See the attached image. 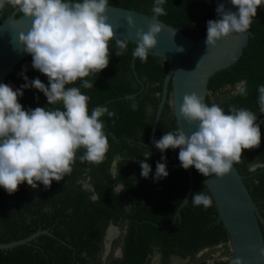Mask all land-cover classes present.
<instances>
[{"label": "trees", "instance_id": "trees-1", "mask_svg": "<svg viewBox=\"0 0 264 264\" xmlns=\"http://www.w3.org/2000/svg\"><path fill=\"white\" fill-rule=\"evenodd\" d=\"M154 2L109 0V5L150 15ZM162 7L167 14L158 18L192 39L205 36L207 22L213 20L214 0H165ZM13 10L6 6L2 15L7 17ZM19 15L18 11L16 16ZM250 31L251 36L237 61L210 77L205 104H216L225 113L235 106L256 114L261 143L257 148L244 150L240 162L234 166L245 177L244 185L264 217V113L260 112L257 91L264 85V4L258 8ZM135 47L129 43L127 51L119 57L115 55V40L110 41L108 67L86 78L94 79L93 88H81L82 94L90 98L89 115L101 106L115 113L111 118L107 114L100 118L109 143L104 159L99 163L81 162L79 156L84 149H80L72 172L60 182L53 181L47 189L40 183L32 189L25 182L9 195L0 187V243L24 239L41 230L51 233V236L40 234L29 243L10 250H0V264H102L98 252L109 223L125 226V234L120 242L113 243V248L120 245L121 257L110 255L106 264H144L146 257L155 250L165 263L169 255L193 257L203 249L228 245V236L222 223L217 221L214 203L205 209L191 202L192 195L197 192L209 195L195 169L192 192L180 208L179 216H175L187 189L186 170L178 159L179 149L163 152L168 175L154 178L156 164L164 161L148 145V137L168 65L150 55L143 63L135 58L134 71L141 81L139 84L130 67ZM23 77H27L28 82L39 78L48 85L47 77L33 69L31 56L22 59L6 80L20 89L25 83ZM241 81H246V95L237 92ZM80 83L77 81L70 86L79 87ZM211 95L216 97L211 99ZM133 100L138 105L136 110L131 107ZM19 103L24 110L61 107L59 103L47 105L43 93L33 88L23 91ZM176 130L166 102L154 140ZM141 162L148 163L151 168L147 178L141 176ZM260 227L264 239V224ZM231 262L230 255L226 259L212 260L210 264Z\"/></svg>", "mask_w": 264, "mask_h": 264}, {"label": "clouds", "instance_id": "clouds-1", "mask_svg": "<svg viewBox=\"0 0 264 264\" xmlns=\"http://www.w3.org/2000/svg\"><path fill=\"white\" fill-rule=\"evenodd\" d=\"M164 2L155 0L152 8L155 16L167 14L162 7ZM230 3L237 12L226 11L220 4L216 8L220 19L207 22L206 47H214L234 34L247 33L264 0H230ZM6 6L31 21L29 30L19 32L13 41L31 56L33 69L48 79L45 86L39 78L28 82L23 77L25 83L17 90L0 84V187L11 195L25 182L32 189L38 183L47 189L53 181L60 182L72 172L80 149H84L79 156L81 162L99 163L104 159L109 143L100 118L105 114L111 118L115 113L101 106L89 115L90 98L82 94L81 88H93L94 79L86 78L108 67L109 42L115 40V55L120 57L127 51L132 33L129 32L128 39L115 37L106 15L109 0H0V11ZM126 22L129 29L135 28L131 16ZM160 31L157 23L148 24L147 32L137 30L132 56L147 62ZM77 81L81 82L79 87L70 86ZM27 88L43 93L47 105L59 103L61 107L24 110L19 98ZM257 91L260 112L264 113V85ZM237 92L247 94L246 81L237 85ZM131 107L133 110L138 107L134 100ZM179 115L189 125H196L195 131L190 135L179 129L166 132L153 143L162 153L179 149L181 167L185 170L194 167L207 178L212 175L222 178L234 163L240 162L244 150L257 148L261 143L257 116L248 109L231 106L225 113L220 106L202 103L192 93L184 95ZM149 156L150 153L145 160ZM140 168L141 176L147 178L151 172L149 164L141 162ZM167 175L166 164L158 162L154 178ZM191 202L207 209L213 201L200 191L192 195ZM260 255L264 257V249ZM231 264H242V260L234 258Z\"/></svg>", "mask_w": 264, "mask_h": 264}, {"label": "water", "instance_id": "water-1", "mask_svg": "<svg viewBox=\"0 0 264 264\" xmlns=\"http://www.w3.org/2000/svg\"><path fill=\"white\" fill-rule=\"evenodd\" d=\"M220 4L224 5L226 11H238L231 5L230 0H214L213 21L220 19L216 13V8ZM106 15L108 23L114 29L115 37L128 39L129 32H131L132 38L129 43L135 45L137 41L134 37L137 30L147 32L150 23H157L161 28L156 37V47L149 55L164 61L168 65V69L162 81L148 145L161 157H164L163 161L167 167L165 154L158 150L153 143L164 104L167 102L170 106L177 130L179 129L186 135L195 131L196 125H189L179 115L184 95L196 93L201 98V102L206 103L210 77L219 71L228 69L237 61L251 36V31L249 29L247 33L234 34L227 40L218 41L214 47H206V35L192 39L179 29L161 21L154 13L149 15L134 9L109 5ZM128 16H131L135 25L133 29L128 28L126 22ZM30 26V20L23 18L22 14L16 16L15 12L0 21V84H7L13 90H17L16 86L11 82L6 83V77L13 72L15 66L22 59L30 56L18 48L13 37L19 32L26 33ZM178 48H183V51H177ZM134 59L132 57L130 67L137 82L141 84L134 71ZM169 85L170 92L168 94ZM194 169V167H190L186 170L187 189L175 216H179L180 208L187 203L192 192ZM195 171L212 197L217 211V221L222 223L227 233V243L232 260L240 258L242 264H264V257L260 255L261 249H264V239L260 227V224H264V217L244 185L245 177L237 171L234 164L230 172L222 178H217L215 175L207 178L196 169ZM40 234L51 236L48 230L37 231L24 239L0 243V250H10L29 243Z\"/></svg>", "mask_w": 264, "mask_h": 264}, {"label": "flooded vegetation", "instance_id": "flooded-vegetation-1", "mask_svg": "<svg viewBox=\"0 0 264 264\" xmlns=\"http://www.w3.org/2000/svg\"><path fill=\"white\" fill-rule=\"evenodd\" d=\"M15 14L18 12V10L14 9L9 15H11L12 13ZM2 11H0V21L2 19H5L6 17H4L2 15ZM8 15V16H9ZM6 83L10 82L8 80H5ZM125 234V226H119L117 224L114 223H109L106 230H105V235L103 237V242H102V247L99 250L98 254H99V259L100 262L102 264H106L107 263V258H109V252L111 250H116L115 253L111 254L114 258H120L122 255V250L120 245L117 246L116 248H113V243L114 241H121V239H123ZM198 253V252H197ZM197 253L193 256V257H186V258H181L177 255H169V257L167 258L168 260L163 263L162 260V256L161 254L155 250L154 252L150 253L147 257H146V261L144 262V264H188L190 261L193 260V258L197 255Z\"/></svg>", "mask_w": 264, "mask_h": 264}, {"label": "rangeland", "instance_id": "rangeland-1", "mask_svg": "<svg viewBox=\"0 0 264 264\" xmlns=\"http://www.w3.org/2000/svg\"><path fill=\"white\" fill-rule=\"evenodd\" d=\"M218 95L220 94L218 93ZM210 97L211 99H214L216 96L211 95ZM115 251H116L115 249L111 250L108 256L115 253ZM229 256H230L229 246L221 245L215 248L203 249L199 251L197 255L193 258V260L190 261L188 264H210L212 260L225 259L228 258Z\"/></svg>", "mask_w": 264, "mask_h": 264}]
</instances>
